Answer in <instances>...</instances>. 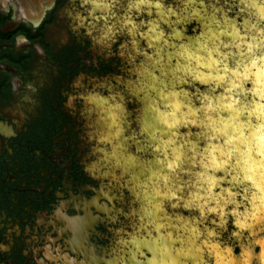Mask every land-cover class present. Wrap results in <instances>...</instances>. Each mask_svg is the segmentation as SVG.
<instances>
[{
  "label": "flooded vegetation",
  "instance_id": "flooded-vegetation-1",
  "mask_svg": "<svg viewBox=\"0 0 264 264\" xmlns=\"http://www.w3.org/2000/svg\"><path fill=\"white\" fill-rule=\"evenodd\" d=\"M109 1L84 0L79 16L92 20L98 44L110 31L120 43L139 46L142 59L122 80L113 79L114 87L103 81L112 79L115 67L87 61L91 40H74L63 15L70 0H0V264L193 262L184 261L191 250L185 242L171 243L159 259L140 245L153 241L156 232L141 228L138 185L116 159L152 163L154 155L138 149L147 144L141 133L142 79L147 72L164 81L165 71L178 62L169 63L167 55L208 28L187 17L185 0H172L171 22L155 8L141 9L137 0H124L107 20ZM182 16L188 19L173 23ZM136 20L139 27L129 32L126 21ZM174 32L183 39H174ZM155 36L161 39L155 42ZM116 190L127 212L122 223L113 213ZM169 212L196 217L183 209Z\"/></svg>",
  "mask_w": 264,
  "mask_h": 264
},
{
  "label": "water",
  "instance_id": "water-1",
  "mask_svg": "<svg viewBox=\"0 0 264 264\" xmlns=\"http://www.w3.org/2000/svg\"><path fill=\"white\" fill-rule=\"evenodd\" d=\"M244 1H238L237 13L228 20L204 16L198 8L187 15L202 18L203 29L208 30L167 55L169 63L178 62L165 71L164 81L145 72V86L138 89L144 93L141 133L147 141L138 149L150 152L156 160L145 167L136 159L131 165L122 163L121 155L115 159L123 171L133 172L141 228L151 227L150 231L156 232L154 239L166 234L162 227L170 224L169 230L180 234L173 241L182 243L192 234L188 229L194 223L197 231L198 227L202 231L199 240L208 245L207 255L217 236L223 255L227 256L222 250L229 247L231 264H246L247 258L249 264H264V77L257 81L258 74L264 75V0H248L243 6ZM230 26L238 32L233 27L228 30ZM166 117L178 123L168 125ZM205 170L212 177L203 179ZM209 178L214 181L211 198L218 213L209 211L211 199L200 195L209 190L205 186ZM156 185L173 189L169 196L175 192L178 198H162L155 192ZM160 200L163 205L159 208ZM222 206L228 224L234 227L235 243L220 239L218 232H206V223L216 224ZM179 209L195 212L196 217L180 218L169 212ZM237 219L251 227L241 229ZM162 238L164 245L171 244L170 239ZM204 238L212 242L207 244ZM214 252L213 264L226 262Z\"/></svg>",
  "mask_w": 264,
  "mask_h": 264
},
{
  "label": "rangeland",
  "instance_id": "rangeland-1",
  "mask_svg": "<svg viewBox=\"0 0 264 264\" xmlns=\"http://www.w3.org/2000/svg\"><path fill=\"white\" fill-rule=\"evenodd\" d=\"M137 1H139L141 3V6H140L141 9H146L149 6L151 8H155L156 12L163 16L164 21L169 20L171 22L172 19L175 18V15L173 14V10H172V0H152V2H150L148 0H137ZM238 1L239 0H196V1L195 0L194 1L185 0V3L187 4L185 6H187V8H189L191 12L196 11L198 8L201 10V12L204 16L215 15V16H217V18H219L221 20H223V19L228 20L227 18L230 16L229 11L233 10L237 7ZM122 2H124V0L109 1L110 7L108 9L107 16H105V18L107 17V20H113V18L117 14V12H119V7H120V4ZM248 2H249L248 0H245L243 2V6L248 5ZM83 4H84V0H70L69 4L66 6V8L63 11L65 21H66V23L69 24V26L73 30L74 40H76L80 44H83L87 39L91 40V45L88 47L89 55L86 56L87 61H91V63H97L99 61H105L107 63L112 64L115 67V75L112 77V79L109 78V79H105L103 81L106 85H108L110 87H114V85L112 84V80L113 79H117L119 81L122 80L123 76L125 77V75L133 69L132 65L134 64V62L136 60L142 59V54L139 52V46L137 44H135L132 41H130L128 45H126L124 43V41H121V43H120L119 37L117 36L116 32L112 33L108 30L107 31L109 32V36L106 39H104V41L101 42V44H98L94 38V35H93L94 26H93L92 20L86 21L84 18L79 16V14H80L79 9L82 7ZM256 12L258 13V10ZM235 13H237V11ZM137 15H139V14H137ZM263 16H264V13H262V17ZM188 18H189V16H188ZM188 18H186V19H188ZM204 18H205V20H208V17H204ZM186 19H185V16H182V18L178 17L177 20L173 23H178V21L183 22ZM189 19H196V16H192V18H189ZM198 20H202V18L198 17ZM116 22L117 21H115V23ZM126 22L128 24V27L130 28V30L133 33L134 30H136L139 27L138 23L140 21L136 20V23H134V22L132 23L129 21H126ZM227 25H229V24H227ZM234 25H237V24H234ZM227 28L230 31L232 29L231 26L227 27ZM233 28H234V31L237 32V30H235V26H233ZM107 29H110V28H107ZM175 35H176V33L174 32V36H173L174 39H178V40L183 39L182 37H176ZM160 37L155 36L153 39H155V42H156V41H159L161 39ZM179 55H180V53H179ZM225 58L226 57H224V59ZM227 58H228V56H227ZM227 58H226V60H227ZM237 76L242 77V76H240V74H237ZM262 76L264 77V75H262ZM263 77H261V75L259 74L257 81H259V82L262 81ZM242 79H243V77H242ZM166 122L167 123L169 122L168 117H166ZM261 140L262 139H260V141ZM203 173H204L203 179H206L207 177H212V174L206 170ZM210 181H212V178H209V183H208V181H206L207 185H205L206 187H209L208 188L209 190H207L206 193H203V194L200 193V195L208 196L211 199V200H208L209 203H212V204H209L210 205L209 208L213 209L215 207V203H213V200L211 198V197H213V192L211 190L213 185H212V183H210ZM171 190H173V189H171ZM158 191H159L158 188H155V192H158ZM168 191H169V188L164 190L162 193L158 192V194H162V195L165 194V196H168V197L178 198V195L175 192H171V195L169 196ZM173 193H174V195H173ZM111 197H113L112 200L114 201V204L116 206L115 211L113 212L114 216L116 218L115 221H117V219H120L119 220L120 223L126 221L127 212H125L126 211L125 204L121 198V195L118 194V190H116L115 193L113 195H111ZM224 208H225V206H222L221 212H220L221 215L215 216L214 220H216V224L213 223L212 226H206V232L212 233L213 235H217L216 232H218L219 233L218 237H220V235H221L220 239L224 240L225 242L233 241L235 243V242H237V239L233 235L234 227L232 225L228 224V219L225 215ZM217 210L218 209L215 210L216 213H218ZM161 219H163V218H160L159 220H161ZM222 220H223V223H221ZM194 225L195 224L192 223V226L190 225L191 227L189 229L188 228L187 229H188V231L192 232L194 238L198 236V238L195 239L197 243L194 245V247L190 246L189 248L201 249L200 253L205 252L204 254L206 255L207 259L204 260L203 257H199V255H198L199 258L197 259L196 262H194L192 264H213V262L215 261V255H214L215 252L214 251H216V250L218 252L217 254L220 255V259L221 260L225 259V261L227 262V263L224 262L223 264H231L230 262H228L230 259L228 260V257H227L230 255V254H228V253H230L229 247H226L223 250L221 249L224 253L227 252V256L223 255L221 253V251L219 250L221 245H220V241L216 240L217 236L213 237V238H215V240H213V242L211 240H208V238H204L207 240L206 241V243L208 242L207 244H209V242H212L211 243L212 246H211V250L208 254L209 255V258H208V255L206 253V248H205V246H207V245H205V244L203 245V241L199 240L200 237L202 238V231L200 230L199 227H198L199 231H197V229ZM120 228H121V226H120ZM165 228H166L165 230H167V232H166V234H164L163 237H167L168 239H173L172 237H174L175 234L173 233V231H170L171 230L170 224H166ZM110 229L113 230L114 229L113 226L110 227ZM195 233H198V235ZM165 235H167V236H165ZM179 235L180 234H178V237H179ZM175 242H177V241L174 240L173 243H175ZM155 254H156L155 258L159 259L161 257L158 255V252H156ZM246 260L247 259H244V261H246ZM214 264H216V263H214Z\"/></svg>",
  "mask_w": 264,
  "mask_h": 264
},
{
  "label": "bare ground",
  "instance_id": "bare-ground-1",
  "mask_svg": "<svg viewBox=\"0 0 264 264\" xmlns=\"http://www.w3.org/2000/svg\"><path fill=\"white\" fill-rule=\"evenodd\" d=\"M139 5L140 4H138V7H139ZM140 8V7H139ZM163 17V16H162ZM123 26L124 27H126V24L124 23L123 24ZM233 27V26H232ZM211 31V30H210ZM129 32H132L130 29H129ZM213 32V31H212ZM237 32H238V30H237ZM176 36V35H175ZM105 37H107V35H104L103 36V38H102V40H104V38ZM177 37V36H176ZM212 51V50H211ZM190 60H191V58H189ZM200 59V58H199ZM259 75V74H258ZM261 77H262V75H261ZM261 79V78H260ZM178 122H175V121H172V120H170V118H169V122H168V125L169 124H171V125H176ZM170 189V188H169ZM159 192V191H158ZM158 192H156V193H158ZM157 195V194H156ZM160 195V194H159ZM158 195V196H159ZM161 196V195H160ZM165 197V194L164 195H162V198H164ZM161 201V200H160ZM159 204V203H158ZM224 213V212H223ZM180 225V224H179ZM169 226V225H168ZM191 227V226H190ZM162 228H165V226H163ZM178 230H180V228H178ZM195 230V229H194ZM172 234V233H171ZM195 234H197L198 235V233H195ZM162 236L160 237V238H156V239H154L153 241H151L150 243H145V242H141L140 243V245L141 246H143V247H146V248H148V249H150L153 253H156V252H158V255L159 256H161L162 258H165L164 256H163V253H162V251H165L164 249H167L168 248V246H166V245H164L162 242H163V236H164V234L162 233L161 234ZM188 237H184V240L185 241H182V242H185V243H187L188 245H189V247L191 246V247H194V245L197 243L196 242V238H198V236L197 237H193V235L192 234H189L188 233ZM165 236H167V235H165ZM170 238V237H169ZM174 238V237H173ZM149 239V238H148ZM173 239H170V242L171 243H173V241H172ZM162 241V242H161ZM154 244H156V245H158L159 247L157 248V247H154ZM165 246V247H164ZM208 246V245H207ZM162 247H163V249H162ZM214 247V246H213ZM161 248V249H160ZM181 248V247H180ZM188 248V247H187ZM168 249H170V248H168ZM217 249V248H216ZM182 250V249H181ZM200 250L201 249H199V248H197V249H195L194 248V250H190V249H188V251L186 252V254L183 256L184 258H186V259H184V261L186 262V260H189V261H192L191 259H193V262L192 263H194V262H196L197 261V259L199 258V257H203V255L202 254H200ZM170 252V251H169ZM179 252V251H178ZM173 253V252H172ZM205 253V252H204ZM198 254H200L199 255V257H198ZM156 255V254H155ZM174 255V254H173ZM181 256V255H180ZM209 256V255H208ZM223 256V255H222ZM225 257V256H224ZM176 258V257H175ZM182 259V257H179L178 259ZM201 259V258H200ZM171 260V259H170ZM229 260V259H228ZM173 261H175V259H173ZM189 261H187V262H189ZM229 262V261H228ZM159 263V261H155L154 262V264H158ZM173 263V262H172ZM175 264V263H174ZM246 264H249L248 263V258H247V263Z\"/></svg>",
  "mask_w": 264,
  "mask_h": 264
},
{
  "label": "snow or ice",
  "instance_id": "snow-or-ice-1",
  "mask_svg": "<svg viewBox=\"0 0 264 264\" xmlns=\"http://www.w3.org/2000/svg\"><path fill=\"white\" fill-rule=\"evenodd\" d=\"M159 6V5H158ZM219 79H222V77H220ZM194 122V121H193ZM179 159V157H177V160ZM215 167H223V164H215L214 165ZM168 167H173V165L172 164H169L168 165ZM249 179H251L250 177H249ZM210 183H214V181H210ZM173 195H174V193H173ZM216 209H209V211H215ZM247 220V217H245V221ZM245 221H242V220H240V219H237V224H238V226L241 228V229H244V228H246V227H251V225H249V224H247ZM221 223H223V220L221 221Z\"/></svg>",
  "mask_w": 264,
  "mask_h": 264
}]
</instances>
